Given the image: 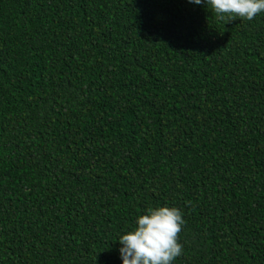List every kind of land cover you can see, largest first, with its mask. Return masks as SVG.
<instances>
[{
  "label": "trees",
  "instance_id": "obj_1",
  "mask_svg": "<svg viewBox=\"0 0 264 264\" xmlns=\"http://www.w3.org/2000/svg\"><path fill=\"white\" fill-rule=\"evenodd\" d=\"M157 206L173 264H264V13L0 0V264H122Z\"/></svg>",
  "mask_w": 264,
  "mask_h": 264
},
{
  "label": "clouds",
  "instance_id": "obj_2",
  "mask_svg": "<svg viewBox=\"0 0 264 264\" xmlns=\"http://www.w3.org/2000/svg\"><path fill=\"white\" fill-rule=\"evenodd\" d=\"M205 4L219 21L228 24L237 18L251 21L264 13V0H188ZM185 224L175 207L157 206L138 215L134 227L119 235L122 264H173L183 252L179 233Z\"/></svg>",
  "mask_w": 264,
  "mask_h": 264
}]
</instances>
